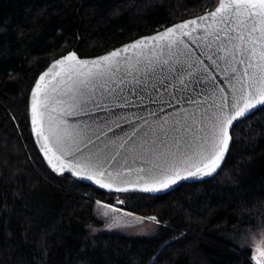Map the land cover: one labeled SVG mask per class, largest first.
<instances>
[{"label":"trees","instance_id":"obj_1","mask_svg":"<svg viewBox=\"0 0 264 264\" xmlns=\"http://www.w3.org/2000/svg\"><path fill=\"white\" fill-rule=\"evenodd\" d=\"M217 2L0 0V264H254L251 248L227 235L264 231V106L232 129L216 176L160 196L104 193L57 175L30 132V91L52 61L99 56ZM116 198L153 227L105 230L95 205Z\"/></svg>","mask_w":264,"mask_h":264},{"label":"snow or ice","instance_id":"obj_2","mask_svg":"<svg viewBox=\"0 0 264 264\" xmlns=\"http://www.w3.org/2000/svg\"><path fill=\"white\" fill-rule=\"evenodd\" d=\"M193 34L195 49L188 44ZM210 66L220 68L227 81L219 92L205 71ZM128 77L137 84L170 78L180 91L204 81L201 93L209 88L212 102L202 106L205 101L189 98L195 111L164 120L156 116L151 122L113 112L114 127L124 132L118 122L124 120L131 132L120 138L109 127L119 143L103 132V147L93 151L92 136L100 140L101 134L86 121L81 124L70 118H92L90 113L104 107L103 101L126 106L129 101L120 86ZM257 105L264 106V0H218L215 10L205 16L95 60H80L74 52L56 60L32 90L30 119L53 171L63 173L67 167L74 176L101 188L115 186L117 191H126L120 185L131 182L135 174L142 191L156 192L181 179L216 173L230 149L234 122L248 118ZM117 157L123 164L113 168V162L119 163ZM252 260L264 264V246L257 244Z\"/></svg>","mask_w":264,"mask_h":264},{"label":"water","instance_id":"obj_3","mask_svg":"<svg viewBox=\"0 0 264 264\" xmlns=\"http://www.w3.org/2000/svg\"><path fill=\"white\" fill-rule=\"evenodd\" d=\"M216 5H215V7H216ZM215 7L212 8L210 11H207V12H205L199 16L192 17V18L177 22V23H175L171 26H168L166 28L172 27V26L177 25V24L184 23V22L189 21V20L196 19L200 16H205L209 12L214 11ZM166 28L159 30L153 34L139 37L135 40H132V41H130V42L118 47V48H115V49H113L109 52H106L104 54H101L99 56L81 58L74 51H71L69 53L74 52L77 55L78 59H80V60L92 61V60H95L99 57L107 55L108 53H110L112 51H115L118 49H123L125 45H130L136 40H140L141 38L148 37V36H154L157 33H161L163 31H165ZM195 38H196L195 34H193L192 40H188V38H185L186 40H188L189 47L192 49L196 48V44L194 43ZM69 53H67V54H69ZM67 54L55 59L54 61H52L47 66V68L42 73L39 74V76L37 77L32 89L30 91L29 102H28V117H29L30 132H31L33 142L35 144V147H36L40 157L42 158V160L44 161L46 166L53 173H55L57 175H68L71 178H73L74 180L81 182V183H85L87 185H90L94 189L99 190V191L104 192V193H111V194L112 193H118V194L139 193V194H146V195H150V196L164 195V194L169 193L172 190L176 189L181 184L199 183V182H203V181H206L208 179H211L217 175V173L222 168L229 151L226 152L224 160L221 162L220 167L217 169L216 173H214L212 176L189 177L186 179H181L176 184L170 185L167 189H161L160 191H156V192H144V191H142L141 190L142 184H140L136 181L135 174L132 175L131 182L123 183L120 185V187L122 189H127L126 191H117L115 189V186L112 188H101L99 185H97L93 181L86 180V179H83V178L78 177V176H74V175H72V173L69 171V169L67 167L65 168L63 173L53 171L51 166L48 164L47 157L45 156L44 152L42 151V149L40 147V142H38L37 137L35 136V134L33 132V126H32L31 119H30L31 95H32V90H33L37 80L39 79V77L43 73L48 71L56 60L61 59L62 57L66 56ZM206 63H208V62H206ZM210 68H211V70L205 69V71H207V74L209 76H211L212 79L215 80L216 90H217V92H219V89L221 87H224L227 84V81L224 80V78H223L224 73L221 71L220 68H215V66H210ZM221 68H223V64H221ZM173 83L174 82H172L170 78H168L166 80L163 77H161L159 79L153 78L150 82H147L146 84H137L131 80V77H128L127 81L123 85L120 86L123 88V94L127 97L128 101H129V103L126 106L117 107L115 104L111 103L110 101H103L102 103H104L105 106L102 108L93 109V111L90 113V116L92 118H89V116H81V117L70 118V119H75V120H77V122H80L81 124H83L86 121L89 125H91V128L95 133L101 134L100 140H96L95 135L92 136V138L95 142V146L89 145V148H91L93 151H96V150H98L99 147H103V144L101 143V141L105 140V137L102 135V133L108 132L109 127H112L113 131L115 133L119 134L120 138H123L125 136V133L131 132V127L124 120L118 121L121 124V126L124 128V132H121L120 128L114 127V125L111 122L117 120V117L112 115L113 112L118 113L119 115H124L125 113H127L129 120H135L137 116H140V117H144L145 119H147L151 122L156 118V116H158L161 120H164V119H171L172 117L176 116L177 114L183 113L185 111H189V112L195 111L196 105L193 103H189L188 102L189 98H194V99H198L200 101H205V104L202 106H207V103L212 102V98L210 96L211 90L209 88H204L203 93H201V87L204 84V81H200L199 83L190 84L187 87V89L184 91L179 90V87H180L179 84H177L176 88L174 89L172 86ZM209 83H210V81H209ZM165 85H166V87H165ZM113 87L116 88L117 85H113ZM194 89H195V91H194ZM131 93H136V94L133 95ZM97 99H99V98H97ZM261 107H263V106L257 105L256 108L252 110L250 115L253 114L256 110L260 109ZM153 113H155V116L153 115ZM197 114H199V113H197ZM105 120L108 121L107 124L105 123ZM242 120H244V119H241V120H238L237 122H234L235 125L238 124L239 122H241ZM142 122L143 121H141V123ZM90 135H92V133H90ZM108 137H111L112 140L116 141V143H119V139L116 136H113L112 132H108ZM231 143H232V141H231ZM230 147H231V144H230ZM86 151H87V149H86ZM117 161H119V163H117V162L112 163L113 168L119 167L121 164H123V161L120 160L119 157H117ZM129 163H131V162H129ZM104 205H107L108 207H104ZM116 205H118V204L115 203V204L111 205V204H107V203H103V202H97L95 205V215L101 221L116 220L115 218L118 215L119 216H125V217L131 218V219L137 221L136 216L130 214L126 210H123V209L117 207ZM105 213H106V215H105Z\"/></svg>","mask_w":264,"mask_h":264},{"label":"rangeland","instance_id":"obj_4","mask_svg":"<svg viewBox=\"0 0 264 264\" xmlns=\"http://www.w3.org/2000/svg\"><path fill=\"white\" fill-rule=\"evenodd\" d=\"M116 202L118 205L117 207L125 210L121 207V202L119 198H116ZM114 203V204H115ZM113 205V204H111ZM130 214L136 216L137 221L125 217V216H117L116 220H107L104 222V229L110 230V231H116L120 233H128V234H136L141 235L147 233L152 227H153V220L141 217L139 215H136L130 211H127ZM227 238L234 242V244L241 248H251L252 254H255V248L257 244H261V246H264V231H253L248 233H242V234H230L227 235Z\"/></svg>","mask_w":264,"mask_h":264},{"label":"bare ground","instance_id":"obj_5","mask_svg":"<svg viewBox=\"0 0 264 264\" xmlns=\"http://www.w3.org/2000/svg\"><path fill=\"white\" fill-rule=\"evenodd\" d=\"M76 53V52H75ZM77 54V53H76ZM78 55V54H77ZM118 194V193H117ZM98 202H101V201H98ZM104 203V202H103Z\"/></svg>","mask_w":264,"mask_h":264}]
</instances>
